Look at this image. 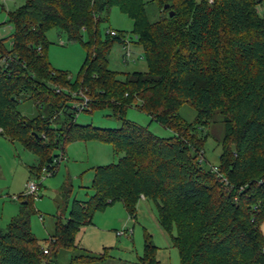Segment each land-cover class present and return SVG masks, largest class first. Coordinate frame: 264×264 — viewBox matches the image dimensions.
I'll return each mask as SVG.
<instances>
[{
	"label": "trees",
	"instance_id": "trees-1",
	"mask_svg": "<svg viewBox=\"0 0 264 264\" xmlns=\"http://www.w3.org/2000/svg\"><path fill=\"white\" fill-rule=\"evenodd\" d=\"M262 1L23 0L7 11L12 31L8 48L0 37V134L37 152L39 163L28 172H38L57 154L51 148L63 152L73 139L108 142L118 156L92 167L91 193L71 199L45 244L29 229L33 197L24 194L0 228V264H57L61 249L71 250L64 264H90L102 253L78 245V227L115 199L133 216L140 196L153 203L180 264H264V15L256 7ZM146 2L156 5L159 18H148ZM111 5L132 19L144 70L107 66L112 42H122L121 33L99 34ZM52 27L85 48L74 79L45 57ZM73 91L88 97L82 111L109 107L119 125L76 122L71 104L80 97ZM21 97L32 102L31 115L17 108ZM183 102L194 108L192 120L177 112ZM130 105L172 134L156 135L125 118ZM214 110L221 116L220 151L206 165L197 150ZM155 252L144 235L136 264H160Z\"/></svg>",
	"mask_w": 264,
	"mask_h": 264
},
{
	"label": "rangeland",
	"instance_id": "rangeland-1",
	"mask_svg": "<svg viewBox=\"0 0 264 264\" xmlns=\"http://www.w3.org/2000/svg\"><path fill=\"white\" fill-rule=\"evenodd\" d=\"M22 2L23 0H0V37H4L3 46L6 48L9 47V34L12 31L6 13ZM145 7L149 19L159 18L160 12L153 2H146ZM256 7L259 14L264 15V5L260 2ZM131 28L132 19L115 5L109 7L107 18L99 21L101 38L107 29H113L121 33L122 42L123 38L131 42L128 46L130 53L125 59L122 42H112L107 55L109 68L118 71L145 69L141 47L133 42L135 34L131 32ZM46 37L49 42L44 54L48 63L52 67L66 71L67 75L74 79L84 58V46L79 41L67 40L65 34L57 32L54 27L46 31ZM17 108L24 115H31L34 112L32 102L25 97L18 101ZM177 112L186 120H192L195 115L194 108L188 102L181 103ZM124 117L145 126L156 135L172 134L170 129L151 119L135 105L125 108ZM220 117L219 111L214 110L211 118L201 129L208 135L202 149L197 150V153L201 163L206 165H214L218 159L220 151L218 140L222 134ZM74 120L103 127H115L120 122L109 107L96 108L91 112L79 110L75 113ZM50 150L51 153L59 152L58 148ZM63 156L54 173L40 179L36 196L32 199L33 212L29 215V229L42 244H45L43 239L52 231L55 218L65 220L71 199L85 198L91 193L92 167L114 162L118 153L114 152L110 143L90 138L65 142ZM39 160L37 152L25 147L19 140L8 139L0 134V228H5L11 217L17 213L20 201L25 198L23 195L26 183L34 175L28 172V167L37 166ZM260 229L264 233V223L260 225ZM120 230L125 231L116 233ZM171 232H174V228ZM146 234L156 245L155 255L160 264H180L177 249L171 245L169 233L156 220L153 203L142 196L136 202L133 216L127 214L119 199L95 209L90 221L81 224L76 230L75 240L89 252L102 253L101 257L90 264H136L138 256L142 253ZM70 253L69 249L59 250L56 263H66Z\"/></svg>",
	"mask_w": 264,
	"mask_h": 264
},
{
	"label": "built area",
	"instance_id": "built-area-1",
	"mask_svg": "<svg viewBox=\"0 0 264 264\" xmlns=\"http://www.w3.org/2000/svg\"><path fill=\"white\" fill-rule=\"evenodd\" d=\"M261 3L264 5V0ZM106 31H108V33L111 34V35L116 34V31L113 30V29H107ZM128 46H129V42L126 39L123 38L122 47L124 48V59L130 53V50H129ZM56 89H58V88H56ZM72 93L74 95L76 94V95H78L80 97L78 100L72 102V104H71L73 109H74V111H75V113H76L77 111L81 110L82 108H84L86 106L87 101H88V97L85 96L80 91H78V92L73 91ZM61 155H62V152H60V151L57 152V154L55 156H53L51 158V160L49 162H47V164H43L40 167L39 171L36 172L33 175L32 179H29L27 181L25 194H29L32 197L36 196V190L39 188L40 179L43 178L45 175L52 174L56 170L57 164H58L59 160L62 157ZM212 169H215V167L212 166ZM39 218H40V216H39ZM124 231L125 230H120V231H116V233H120V232H124ZM43 251L45 252L46 249L43 248Z\"/></svg>",
	"mask_w": 264,
	"mask_h": 264
},
{
	"label": "crops",
	"instance_id": "crops-1",
	"mask_svg": "<svg viewBox=\"0 0 264 264\" xmlns=\"http://www.w3.org/2000/svg\"><path fill=\"white\" fill-rule=\"evenodd\" d=\"M129 45H131V42L129 43ZM62 157H61V159L60 160H62L63 158H64V156H63V152H62V155H61ZM59 160V161H60ZM59 163V162H58ZM87 250V249H86Z\"/></svg>",
	"mask_w": 264,
	"mask_h": 264
},
{
	"label": "water",
	"instance_id": "water-1",
	"mask_svg": "<svg viewBox=\"0 0 264 264\" xmlns=\"http://www.w3.org/2000/svg\"><path fill=\"white\" fill-rule=\"evenodd\" d=\"M166 3L163 4V7H166ZM169 14H171V11H168Z\"/></svg>",
	"mask_w": 264,
	"mask_h": 264
}]
</instances>
